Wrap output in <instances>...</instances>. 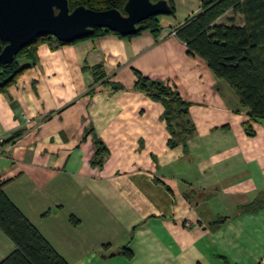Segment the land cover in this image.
Returning <instances> with one entry per match:
<instances>
[{"label": "crops", "instance_id": "1", "mask_svg": "<svg viewBox=\"0 0 264 264\" xmlns=\"http://www.w3.org/2000/svg\"><path fill=\"white\" fill-rule=\"evenodd\" d=\"M184 21L51 37L0 93V185L69 264H264V119L250 135L235 90L173 34ZM137 73L184 104L167 115ZM14 249L0 230V262Z\"/></svg>", "mask_w": 264, "mask_h": 264}, {"label": "trees", "instance_id": "2", "mask_svg": "<svg viewBox=\"0 0 264 264\" xmlns=\"http://www.w3.org/2000/svg\"><path fill=\"white\" fill-rule=\"evenodd\" d=\"M157 1V0H152ZM175 14L174 0H167ZM126 0H69L70 7L84 5L93 10H122ZM228 11L243 16V23L236 24L235 17L229 22H219ZM161 16L150 17L140 23L136 34L161 31ZM174 35L183 42L189 54L204 59L214 74L226 80L238 94L241 104L250 110V120L245 123L248 133L253 134L251 122L264 119V0H200V11L185 19ZM112 32L97 28L95 38ZM135 34V35H136ZM122 36V35H121ZM51 38L41 36L23 48L11 64L0 69V93L14 84L29 65L21 61L37 60L38 45ZM84 38V39H87ZM60 44H69L62 43ZM0 44L5 45L0 41ZM137 87L151 98L163 102L167 115H171L184 103L179 93L157 80H150L137 73ZM93 165L102 167L106 148L95 137ZM252 206L245 208L251 209ZM76 223V222H75ZM0 230L13 242L15 249L0 264H69L44 238L39 230L9 199L0 185ZM130 256L129 250H122Z\"/></svg>", "mask_w": 264, "mask_h": 264}, {"label": "water", "instance_id": "3", "mask_svg": "<svg viewBox=\"0 0 264 264\" xmlns=\"http://www.w3.org/2000/svg\"><path fill=\"white\" fill-rule=\"evenodd\" d=\"M167 0H126L123 9L70 7L69 0H0V69L41 36L72 43L104 28L122 36L135 35L150 17L170 15Z\"/></svg>", "mask_w": 264, "mask_h": 264}, {"label": "rangeland", "instance_id": "4", "mask_svg": "<svg viewBox=\"0 0 264 264\" xmlns=\"http://www.w3.org/2000/svg\"><path fill=\"white\" fill-rule=\"evenodd\" d=\"M197 3H199V0H195ZM174 4H175V14L173 15H161L162 19H171L172 21L178 22L181 20H185L188 16V10L186 9V7H184L183 5H180L179 0H174ZM200 4V3H199ZM235 17V22L236 24H242L243 23V16L240 14H233L232 11H228L224 16H222L219 20V22H223V23H227L229 22V19ZM52 38H54L53 36H50Z\"/></svg>", "mask_w": 264, "mask_h": 264}, {"label": "built area", "instance_id": "5", "mask_svg": "<svg viewBox=\"0 0 264 264\" xmlns=\"http://www.w3.org/2000/svg\"><path fill=\"white\" fill-rule=\"evenodd\" d=\"M173 34H174V32H173ZM3 143H4V139H3L2 135L0 134V145Z\"/></svg>", "mask_w": 264, "mask_h": 264}]
</instances>
